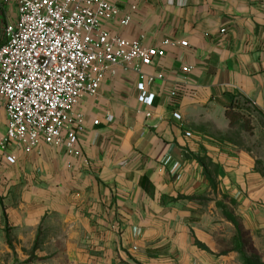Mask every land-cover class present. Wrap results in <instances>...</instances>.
Here are the masks:
<instances>
[{
  "label": "crops",
  "instance_id": "1",
  "mask_svg": "<svg viewBox=\"0 0 264 264\" xmlns=\"http://www.w3.org/2000/svg\"><path fill=\"white\" fill-rule=\"evenodd\" d=\"M109 2L131 16L128 27L105 24L117 36L149 48L169 42L166 56L142 70L156 78L145 83L153 105L139 101L133 68L119 66L75 110L84 119L80 157L41 143L9 150L11 166L0 149V228H13L18 258H30L41 229L44 244L62 246L58 259L74 264L192 261L205 204L224 215L220 205L232 202L245 236L258 241L261 159L236 138L227 112L240 105L264 138V0ZM184 81L192 95L171 98ZM6 126L0 110V131Z\"/></svg>",
  "mask_w": 264,
  "mask_h": 264
},
{
  "label": "built area",
  "instance_id": "2",
  "mask_svg": "<svg viewBox=\"0 0 264 264\" xmlns=\"http://www.w3.org/2000/svg\"><path fill=\"white\" fill-rule=\"evenodd\" d=\"M15 4V19L4 24L0 40V110L7 116L0 149L9 164L16 163V156L7 154L10 147L29 153L41 143L80 157L84 119L75 110L85 97L97 96L116 67L133 68L140 79L139 101L153 105L154 95L148 94L145 83L156 78L142 70L166 56L168 41L149 48L117 36L105 24L119 20L128 27L131 16L109 0H16ZM182 71L189 75L192 68ZM169 95L190 96L192 88L184 81ZM174 116L181 120L178 113Z\"/></svg>",
  "mask_w": 264,
  "mask_h": 264
},
{
  "label": "rangeland",
  "instance_id": "3",
  "mask_svg": "<svg viewBox=\"0 0 264 264\" xmlns=\"http://www.w3.org/2000/svg\"><path fill=\"white\" fill-rule=\"evenodd\" d=\"M15 2L16 0H0V40L4 24L9 21L13 22L15 19ZM230 128L234 132L238 131L241 133L242 137L236 138L241 140V144L245 146L247 151H254L261 159L258 169L260 168L264 173V138L254 132L255 128L252 126L251 120L247 117L240 121L235 120L233 125L230 122ZM2 135H5L4 130L0 131V136ZM11 149L12 147H10ZM14 165L16 166V164H11V166ZM224 207L233 220H229V223H227V219L221 210L216 212L208 204H205L203 213L206 212L207 219L205 223L198 222L197 230L199 238H196L192 230V261L178 263L175 260L166 262L152 258L155 260H140V262L133 260L131 264H245L243 256L236 248L239 238L248 264H264V236L259 235L258 241L253 236H245L242 227H240L242 220L235 216L237 205L232 202L230 206ZM224 218L226 219L225 221ZM199 232L204 233L205 236L200 235ZM42 234L40 229L30 258L20 260L18 258L19 254L16 253L14 247L13 228H9L8 226L4 229L0 228V264H74L73 261H60L58 259V252L62 251V246L55 243V240H52L50 244H44V236ZM5 248L8 249L7 254L4 253ZM22 251L25 252L26 250ZM26 253L28 256L29 252L26 251ZM44 254L53 255V260L51 262L46 261Z\"/></svg>",
  "mask_w": 264,
  "mask_h": 264
},
{
  "label": "trees",
  "instance_id": "4",
  "mask_svg": "<svg viewBox=\"0 0 264 264\" xmlns=\"http://www.w3.org/2000/svg\"><path fill=\"white\" fill-rule=\"evenodd\" d=\"M237 109H239V110H237ZM240 109H242V107L240 105H234L227 112V117L230 119L231 125L234 124L235 120H237V121L239 120L240 121V120L246 118L244 114L239 112ZM220 207L223 209V212H224V215L226 216V218L229 219L230 221H233L232 218L229 216L228 212L226 211V208L224 206H222V205H220ZM236 248H237L238 252L243 256L245 264H248V260L244 256V253H243L242 243L240 241V238L238 239V242L236 244Z\"/></svg>",
  "mask_w": 264,
  "mask_h": 264
}]
</instances>
